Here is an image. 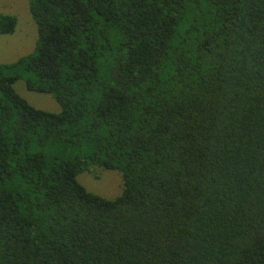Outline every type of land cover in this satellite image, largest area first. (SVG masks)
Wrapping results in <instances>:
<instances>
[{
	"label": "trees",
	"instance_id": "obj_1",
	"mask_svg": "<svg viewBox=\"0 0 264 264\" xmlns=\"http://www.w3.org/2000/svg\"><path fill=\"white\" fill-rule=\"evenodd\" d=\"M28 10L33 50L0 63V264H264V0Z\"/></svg>",
	"mask_w": 264,
	"mask_h": 264
},
{
	"label": "rangeland",
	"instance_id": "obj_2",
	"mask_svg": "<svg viewBox=\"0 0 264 264\" xmlns=\"http://www.w3.org/2000/svg\"><path fill=\"white\" fill-rule=\"evenodd\" d=\"M0 14H12L17 18L13 33L0 34V63H9L33 50L36 26L28 10V0H0ZM13 86L34 107L54 112L60 108L50 94L28 90L23 80H17ZM77 179L87 190L107 198L116 196L122 188L121 174L115 170L92 166L79 173Z\"/></svg>",
	"mask_w": 264,
	"mask_h": 264
}]
</instances>
